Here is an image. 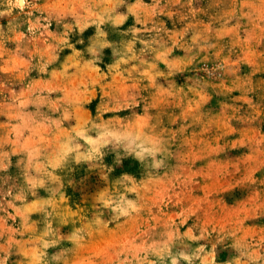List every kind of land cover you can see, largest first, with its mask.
<instances>
[{
	"label": "rangeland",
	"instance_id": "obj_1",
	"mask_svg": "<svg viewBox=\"0 0 264 264\" xmlns=\"http://www.w3.org/2000/svg\"><path fill=\"white\" fill-rule=\"evenodd\" d=\"M0 264H264V0H0Z\"/></svg>",
	"mask_w": 264,
	"mask_h": 264
}]
</instances>
